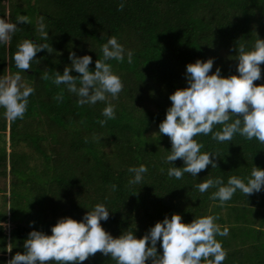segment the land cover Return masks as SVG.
<instances>
[{
    "label": "trees",
    "instance_id": "trees-1",
    "mask_svg": "<svg viewBox=\"0 0 264 264\" xmlns=\"http://www.w3.org/2000/svg\"><path fill=\"white\" fill-rule=\"evenodd\" d=\"M121 2L125 7L118 11ZM18 14L30 17L31 24L18 25L11 45H0V77L20 71L11 57L23 40L48 43L54 50L38 52L40 62L21 72L35 90L24 118L9 123L0 108V179L8 176L7 185L0 184L8 205L7 215L0 209V264L6 253L10 260L24 252L31 230L51 235L58 219L80 221L96 204L109 209L101 226L114 238L129 230L140 238L173 213L184 223L217 216L221 230H229L215 237L227 253L223 264H264V189L251 196L238 190L221 207L218 199H210L216 187L203 194L196 187L216 177L224 184L230 176L247 182L253 167L264 169V144L238 133L224 143L201 134L195 137L204 145L201 152L217 153L218 168L209 165L197 177L185 173L177 180L167 170L183 167V161L164 163L171 141L159 134L171 106L169 95L188 86L187 64L212 58V72L219 67L224 77L238 75L236 45L245 43L251 50L257 36L264 39V0H0V18L15 22ZM40 17L48 40L40 38ZM112 36L133 53L132 64L127 56L123 62L108 61L124 85L117 99L109 95L107 102L80 106L65 85L41 78L45 72L62 74L71 65L70 51L91 56L89 69L94 70ZM260 68L257 85L264 84V64ZM61 90L62 101L56 99ZM108 102L115 105L116 118L101 126ZM221 130V125L213 128ZM141 164L148 169L143 184L129 185L133 174L128 169ZM27 215L30 224L23 222ZM82 264L116 261L98 252Z\"/></svg>",
    "mask_w": 264,
    "mask_h": 264
},
{
    "label": "clouds",
    "instance_id": "clouds-1",
    "mask_svg": "<svg viewBox=\"0 0 264 264\" xmlns=\"http://www.w3.org/2000/svg\"><path fill=\"white\" fill-rule=\"evenodd\" d=\"M124 7L121 2L118 11H123ZM37 23L40 38L48 40L44 18L40 17ZM21 24H31L30 17L18 14L15 22L0 18V45H11L14 34L21 30L18 27ZM42 50L51 54L54 49L48 43L23 40L11 57L20 71L15 74L9 71L0 77V108L5 110L9 123L22 120L25 116L29 97L35 90L24 82L21 72L31 69L32 61L40 62L36 56ZM101 50L102 59H96L94 70L89 69L91 56H77L70 51L71 65L65 66L62 74L55 71L53 76L45 72L41 78L50 80L56 86L65 85L68 92L78 97L80 106L107 102L109 95L117 99L124 85L121 78L113 73L108 61L123 62L127 56V62L132 64L133 53L126 51L114 36L108 38ZM236 51L238 75L224 77L219 67L212 72V58L205 61L197 59L186 65L188 86L169 95L171 106L159 124V134L171 141V150L164 163L173 164L179 159L184 164L183 167H170L167 170L169 177L179 180L185 173L197 177L209 165L218 168L217 153L201 152L204 145L195 139L201 134L211 133L213 140L224 143L231 142L238 133L249 141L255 138L264 144V84L254 83L261 79L264 39L257 36L251 50H246L245 43H239ZM73 70L79 75H72ZM63 95L61 90L56 99L62 101ZM102 115L105 119L98 123L104 126L108 120L116 118L115 105L108 102ZM215 125H221L222 130L213 132ZM100 138L93 137L97 141ZM128 171L133 174L129 185H137L143 184L148 169L141 164L130 167ZM111 187L116 189L115 184ZM196 187L202 194L216 187L210 199H218L223 207L238 190L244 196H251L264 189V169L253 167L247 182L230 176L224 184L220 177H216L202 180ZM108 219L109 209L105 204H96L93 210L84 213L80 221L71 217L58 219L51 226V235L33 229L23 242L24 252L15 253L7 264H82L98 252L110 256L116 264H146L148 260L151 264H202V261L223 264L227 256L215 237L227 236L229 230H221L215 222L217 216H204L184 223L178 213H173L170 219L166 215L163 221H157L140 238H136L132 230L114 238L101 226V221ZM157 242H160L162 254L157 251ZM6 251L11 253L12 247L7 246Z\"/></svg>",
    "mask_w": 264,
    "mask_h": 264
},
{
    "label": "rangeland",
    "instance_id": "rangeland-1",
    "mask_svg": "<svg viewBox=\"0 0 264 264\" xmlns=\"http://www.w3.org/2000/svg\"><path fill=\"white\" fill-rule=\"evenodd\" d=\"M7 151H8V149H7ZM7 180H8V176L6 175L3 179H0V184L3 183L4 185H7ZM7 208H8V205H7L6 199H5V201H2V198L0 196V209L1 210L3 209L5 211V213H6V215L8 214V209ZM25 221H26L27 224H30V222L31 223L33 222L32 219L28 215H27V220L26 219L23 220L24 223H25ZM6 224H7V226H10V222H7ZM157 251H158V253L162 254L161 246H157ZM8 258H9V255H8V253H6L5 264H7V262L9 261ZM202 264H206V262L202 261Z\"/></svg>",
    "mask_w": 264,
    "mask_h": 264
}]
</instances>
